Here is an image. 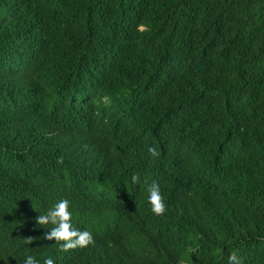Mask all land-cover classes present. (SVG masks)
Wrapping results in <instances>:
<instances>
[{
  "label": "trees",
  "instance_id": "1",
  "mask_svg": "<svg viewBox=\"0 0 264 264\" xmlns=\"http://www.w3.org/2000/svg\"><path fill=\"white\" fill-rule=\"evenodd\" d=\"M61 198L89 247L45 238ZM232 252L264 264V0H0V264Z\"/></svg>",
  "mask_w": 264,
  "mask_h": 264
},
{
  "label": "clouds",
  "instance_id": "2",
  "mask_svg": "<svg viewBox=\"0 0 264 264\" xmlns=\"http://www.w3.org/2000/svg\"><path fill=\"white\" fill-rule=\"evenodd\" d=\"M149 153L152 156L158 155L155 148L149 147ZM133 184L140 183V177L133 175ZM148 202L151 205V211L162 216L166 212V200L162 194L159 184L153 182L148 186ZM73 203L67 198H61L50 207L45 214L37 217V223L40 226L51 225L52 227L46 233L48 240L63 241L60 249L63 252L76 248H87L94 243L93 235L90 231L80 230L73 222ZM84 248V249H85ZM24 264H40L35 256L27 255L24 258ZM44 264H55L52 258L44 260ZM228 264H242L237 252H232L228 258Z\"/></svg>",
  "mask_w": 264,
  "mask_h": 264
}]
</instances>
